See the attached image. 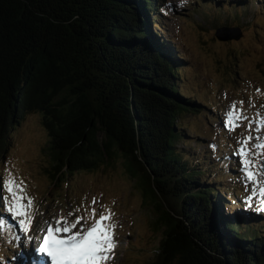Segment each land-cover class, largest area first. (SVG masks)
Wrapping results in <instances>:
<instances>
[{
    "label": "trees",
    "instance_id": "1",
    "mask_svg": "<svg viewBox=\"0 0 264 264\" xmlns=\"http://www.w3.org/2000/svg\"><path fill=\"white\" fill-rule=\"evenodd\" d=\"M238 4L217 8H248ZM165 5L0 0V150L26 115L39 113L54 180L60 172L96 170L118 153L141 178L163 229L149 264H264V214L226 207L239 199L234 188L213 185L224 174L209 156L189 157L181 115L206 104L179 88L186 60L162 35ZM6 216L0 212L1 226L15 235ZM188 241L200 257H192ZM17 246L7 245L13 253L0 254V264H23Z\"/></svg>",
    "mask_w": 264,
    "mask_h": 264
},
{
    "label": "rangeland",
    "instance_id": "2",
    "mask_svg": "<svg viewBox=\"0 0 264 264\" xmlns=\"http://www.w3.org/2000/svg\"><path fill=\"white\" fill-rule=\"evenodd\" d=\"M219 1L165 0L162 35L170 38L185 56L180 90L206 104V109L200 108V112L181 115V123L188 133L185 140L192 148L188 150L189 157L209 156L214 169L225 176L216 178L220 181L213 185L234 188L236 194L246 198L257 186L246 178L237 150L240 142L249 137L251 141L246 148L255 154L250 155L252 170L264 182V149L258 147L264 145V0ZM208 2L215 7V13ZM231 2L239 3V8L246 4L248 8L239 9V13L217 8L222 3L230 7ZM222 10L227 16L217 15ZM246 10L255 13L254 18ZM222 25L238 32L240 38L219 39L216 30ZM229 111L234 113V118L241 117L242 113V118L234 119L231 126L227 123ZM48 148L49 135L42 125L41 114L35 112L26 115L15 127L5 152L0 150V212H6L16 227V234L12 235L0 221V254L10 256L13 251L7 245L17 240L15 249L24 264V257H30L40 243L38 240L28 243V234L21 230L19 218L6 210L3 197L8 193L2 188V180L11 175L22 182L26 199L29 196L34 199L31 235L43 237L49 225L71 227L80 217V223L72 231L86 230L93 222L91 208L95 198L97 217L101 211L107 214L111 210L114 216L110 222L117 225L115 256L105 264H149L156 255L163 229L156 222V201L140 182L141 178L129 172L122 155L118 153L111 162L96 170L60 172L54 180L52 174L56 172ZM245 198L235 199L233 203L231 200L226 207L257 209L258 199H253L249 206ZM259 219L263 221L264 217ZM45 259L46 264H51L50 259Z\"/></svg>",
    "mask_w": 264,
    "mask_h": 264
},
{
    "label": "snow or ice",
    "instance_id": "3",
    "mask_svg": "<svg viewBox=\"0 0 264 264\" xmlns=\"http://www.w3.org/2000/svg\"><path fill=\"white\" fill-rule=\"evenodd\" d=\"M235 107L236 105L233 104L232 108L235 109ZM227 116V123L231 126L234 119L242 118V113L241 117L234 118V113L229 111ZM249 141L251 137L241 141V147L237 150L246 178L257 186L252 189L251 195L245 198V203L251 206L253 199H258L257 211H264V182L260 181L252 170L253 160L250 155L255 154L246 148ZM258 147L264 149V145H258ZM2 188L8 193L3 197L6 210L14 218H19L21 230L28 234L26 235L27 242L40 241L34 248L33 254L30 257H24V264H46L45 258L50 259L51 264H105L106 261L114 258L113 250L117 245L114 233L117 225L110 222L114 213L111 210L107 214L101 211L97 217L95 198H93L91 208L93 222L86 230L74 233L72 231L76 224L80 223L82 219L80 217L71 227L49 225L44 229L46 235L39 237L30 234L35 221L34 199L30 196L26 199V190L22 182L16 181L9 175L2 180ZM61 232L71 234L61 236L59 235Z\"/></svg>",
    "mask_w": 264,
    "mask_h": 264
},
{
    "label": "water",
    "instance_id": "4",
    "mask_svg": "<svg viewBox=\"0 0 264 264\" xmlns=\"http://www.w3.org/2000/svg\"><path fill=\"white\" fill-rule=\"evenodd\" d=\"M231 31L232 33H227ZM216 36L219 38V39H222V40H228V39H232L235 38V39H238L240 38V34L238 32H235L234 30L232 29H229L228 27H221L219 29L216 30ZM188 246L190 248V252H191V255L192 257L195 259L196 257H200V254H199V248L196 244H194L192 241H188Z\"/></svg>",
    "mask_w": 264,
    "mask_h": 264
}]
</instances>
